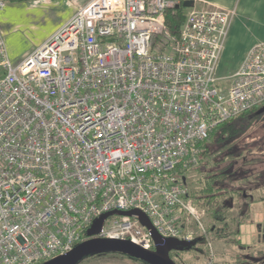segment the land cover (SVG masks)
Returning a JSON list of instances; mask_svg holds the SVG:
<instances>
[{
    "label": "built area",
    "instance_id": "2783aa9c",
    "mask_svg": "<svg viewBox=\"0 0 264 264\" xmlns=\"http://www.w3.org/2000/svg\"><path fill=\"white\" fill-rule=\"evenodd\" d=\"M182 1L88 0L17 63L0 28V264L65 255L112 210L211 243L186 182L215 127L264 104V40L224 87L237 9H190L173 35L165 13ZM95 237L155 247L138 215Z\"/></svg>",
    "mask_w": 264,
    "mask_h": 264
},
{
    "label": "rangeland",
    "instance_id": "374dc122",
    "mask_svg": "<svg viewBox=\"0 0 264 264\" xmlns=\"http://www.w3.org/2000/svg\"><path fill=\"white\" fill-rule=\"evenodd\" d=\"M38 1V2H37ZM35 2H30L32 5H42L49 6L47 8H51L50 5L63 3L70 7H72V2L70 0H37ZM65 9V6H62ZM41 10V9H40ZM240 10V9H239ZM42 12L37 14L34 18H28L27 15L21 16V18L9 19V21H1V28L7 34V38L10 43L9 46L11 50L16 53L18 51L24 52V54H29L31 49L36 48L40 42H43L47 36H49L60 24L61 19L65 10H59L58 7H53L50 10H41ZM189 11V10H188ZM242 11V10H241ZM240 13V12H239ZM252 13H250V9L248 11H243L242 13L235 16L233 22L236 23L237 17L241 19V22L247 25L246 29H250L252 27L251 21ZM239 23V22H238ZM237 23V24H238ZM16 28V29H15ZM9 31V32H8ZM8 32V33H7ZM244 39L241 41H237L234 44L230 45L228 49H226L227 42L225 48L222 52L218 67L217 74L219 76V83L224 87H227L231 83L230 76L234 73L236 66H238L243 57L244 52L251 46V42H253L254 34L251 31H244ZM5 34V35H6ZM229 39V38H228ZM30 51V52H29ZM227 76V77H226ZM264 125L262 123L257 124L255 128L251 129L247 132L239 141L236 143L235 154L233 158L226 157V161L224 165L228 163L235 164L232 166L233 169L235 167H240L237 172V177H248L251 181L250 184H247V187L252 185V181L254 176L257 175L260 170H264V160L256 161L257 157H264V154L260 153L258 144L256 145L253 141L263 130ZM261 148V147H260ZM201 176L196 171H193L192 178L194 179V183L192 187L195 185V181L199 179ZM234 177V176H233ZM243 185L242 182L238 184ZM257 185V184H256ZM257 189L250 190L253 200L249 204L250 210L248 216L244 218L245 224L242 226L241 231L243 233L242 240L245 243L244 245L248 247L255 245L258 248L264 247V244L261 243V238L264 236V184H260V186L255 187ZM249 188H243L244 191ZM249 193V194H250ZM263 198V199H262ZM194 201V200H193ZM235 207L228 210L229 216L238 215V196L235 197ZM200 214H202V221L205 228L208 230L209 221L206 216L205 210H203L199 205H196ZM197 230V229H196ZM234 233V234H233ZM210 240L211 243L205 245L203 244V252H199L197 250H183L178 249V252L175 255H180L182 262L179 264H208L210 261V257L213 256V260L218 264H237L235 262L236 258L234 256L235 253H240V249L231 242H228L226 239H216L211 234ZM232 237H236V232L231 233ZM199 237V236H198ZM211 247V252L207 247ZM209 250V254L207 256L206 250ZM250 250V249H249ZM246 252V249L242 251ZM249 260L248 264H250L251 257L247 256ZM176 259V258H175ZM185 262V263H184ZM145 263V262H144ZM142 261L134 260L131 257H128L125 254L120 253H108L105 255L92 256L83 260L79 264H144Z\"/></svg>",
    "mask_w": 264,
    "mask_h": 264
},
{
    "label": "trees",
    "instance_id": "16d2710c",
    "mask_svg": "<svg viewBox=\"0 0 264 264\" xmlns=\"http://www.w3.org/2000/svg\"><path fill=\"white\" fill-rule=\"evenodd\" d=\"M36 0H5L6 3H24ZM183 2L177 5L176 7L169 8L165 13V23L169 32L173 35H178L182 25L184 24L187 16L189 7H185ZM262 123L264 125V104L254 107L248 111H245L235 117L227 119L219 123L212 132V141L204 144V151L201 156V165L193 171L200 174V178L195 181L192 178V173L187 179V185L189 187L190 196L193 198L194 203L199 205L206 212L207 219L209 221L208 233L211 234L216 239H226L228 242L233 243L237 246L239 238L232 237L231 233L236 232L239 229L240 224L244 223V218L249 214V204L247 205V213L243 215L240 219L239 214L233 216L228 215V210L235 207V197L238 196V204L242 201L240 200L243 197V194L248 195L252 190L257 189L255 187L264 184V170L254 176L253 183L250 187H247V184H250L251 181L248 177H237V172L240 167L232 168L235 164L233 161L224 165L226 157L233 158L236 149V143L251 129L255 128L257 124ZM253 141L259 147L260 153L264 154V128L261 133ZM264 160V157H257L256 161ZM234 176V177H233ZM243 185H239L241 183ZM257 184V185H256ZM246 189V191L243 190ZM251 190V191H250ZM251 198L252 195H249ZM264 198V197H263ZM262 198V199H263ZM234 234V233H233ZM85 237L88 236V230L85 232ZM206 243V240L203 236L197 237L194 241L190 242L187 246H180L177 249L181 248L183 250H197L203 252V244ZM209 250H206L207 256ZM180 253L178 251L174 252ZM256 254L252 251L235 253L236 258L235 262L237 264H248L249 260L247 256H250L252 259L250 264H254L257 260L254 257ZM88 255L86 257H90ZM178 261L182 262L180 255H173ZM85 257V258H86ZM82 259L81 261H83ZM256 260V261H255ZM185 263V262H184ZM211 264H218L213 260ZM257 264V263H256Z\"/></svg>",
    "mask_w": 264,
    "mask_h": 264
},
{
    "label": "water",
    "instance_id": "95a60500",
    "mask_svg": "<svg viewBox=\"0 0 264 264\" xmlns=\"http://www.w3.org/2000/svg\"><path fill=\"white\" fill-rule=\"evenodd\" d=\"M192 4V0H184L183 2L185 7H191ZM113 214L129 216L138 215L146 225L147 229L152 233L155 248L145 249L129 239L95 237L101 232L106 219ZM88 236H90L88 240L78 244L69 253L59 256L44 264H79L81 260L88 255L109 251L127 254L131 257L141 259L149 264H178L171 257V250L177 246H187L190 244L189 241L163 237L154 227L151 219L139 210H112L102 214L88 229Z\"/></svg>",
    "mask_w": 264,
    "mask_h": 264
},
{
    "label": "crops",
    "instance_id": "0c3cea01",
    "mask_svg": "<svg viewBox=\"0 0 264 264\" xmlns=\"http://www.w3.org/2000/svg\"><path fill=\"white\" fill-rule=\"evenodd\" d=\"M36 1H34L35 4L38 2V1L37 2ZM70 1L73 4L72 7H70L66 4H63V3L62 4L61 3H59V4L54 3L53 5H50L51 8L58 7L59 10H65V12H63L64 13L63 18L61 19L60 24L57 26V28L55 30H57L65 21H67L78 10V8L81 7L82 5H84L88 0H70ZM192 1H193V4L191 7H189V10L190 9H208V8H213V7H221V8H227V9L236 8L238 16H239V14L242 13L243 11H248V9H250V13L253 14L251 17V21L253 18H254V20L251 22L252 27H250V29H248V30L253 32L254 38H253V42H251L252 43L251 46L244 52V57L247 54V52L249 51V49L255 43H258V42L264 40V0H192ZM30 2H33V1H30ZM30 2L6 3V6L0 11V22L3 20L8 22L11 17H12V19H15L17 17L21 18V16H25V15H27L28 18H34V17H36L37 14L42 12L41 10H50L51 9V8H47L49 6H45L44 4L36 6V5L30 4ZM62 6H65V9H63ZM236 20H237V21H235L236 23L233 22L231 25L229 36H228L229 39H227L228 42H227L226 49H228L230 47V45L234 44L235 42L243 40L244 34H245L244 31H248L246 29L247 25L242 23L241 19H239V17H237ZM0 28H1V24H0ZM4 34H6V33L4 32ZM49 36H47L45 38V40ZM5 37H6V42H7V46H8L9 56L14 63L21 61L23 58H25L28 55V54L27 55L24 54V52H22V51H18L16 53H14L9 46L10 41L7 38V34L5 35ZM45 40H43V42ZM43 42H40V44ZM30 51H32V49ZM244 57H243V59H244ZM243 59H242V61H243ZM242 61H241V63H242ZM241 63L238 66H236L235 71L239 68Z\"/></svg>",
    "mask_w": 264,
    "mask_h": 264
},
{
    "label": "flooded vegetation",
    "instance_id": "af4514ba",
    "mask_svg": "<svg viewBox=\"0 0 264 264\" xmlns=\"http://www.w3.org/2000/svg\"><path fill=\"white\" fill-rule=\"evenodd\" d=\"M241 194H243V197H241V201H242V203L240 204V207H238V214H239V218L240 219H242V217H243V215H246V211H247V209H246V207H247V205L248 204H250L251 202H252V200H253V196L250 198L249 197V195H252L251 193L250 194H248V195H246L245 194V192L244 193H242V192H240ZM250 206V205H249ZM245 223H242V224H240V226H239V229L236 231V238H239V240L238 241H241V242H238V244H237V247L240 249V250H245L246 249V251L247 252H250V251H252L253 253H255L256 255L254 256L255 258H256V262L254 263V264H264V247H262V248H258L257 246H255V245H252V246H249V249H247L248 247H246L244 244V242H243V240H242V236H243V233H242V231H241V228H242V226L244 225ZM261 243L262 244H264V236L261 238ZM178 247H180V246H177V247H175V248H173L172 250H171V252H170V254H171V257L178 263V261L175 259V257L174 256H172V254L173 255H175V251H178ZM182 247V246H181ZM155 248V247H154ZM208 248V247H207ZM179 249H181V248H179ZM209 249V248H208ZM210 250V249H209ZM211 251V250H210ZM108 253H120V252H114V251H109V252H99V253H96V254H93L92 256H99V255H105V254H108ZM120 254H123V253H120ZM125 255H127V254H125ZM92 256H90V257H92ZM128 257H131V256H129V255H127ZM90 257H86V258H84V260L85 259H87V258H90ZM132 259H134V260H138V261H142V263H144L145 261H143V260H141V259H137V258H134V257H131ZM210 259H211V257H210ZM209 259V260H210ZM212 260V261H211ZM209 262H208V264H211V263H213V257H212V259H211ZM82 262V261H81ZM80 262V263H81ZM144 264H149V263H147V262H145ZM179 264V263H178Z\"/></svg>",
    "mask_w": 264,
    "mask_h": 264
}]
</instances>
